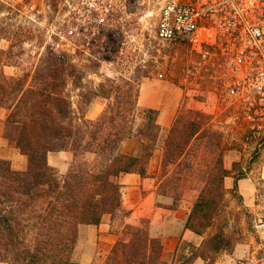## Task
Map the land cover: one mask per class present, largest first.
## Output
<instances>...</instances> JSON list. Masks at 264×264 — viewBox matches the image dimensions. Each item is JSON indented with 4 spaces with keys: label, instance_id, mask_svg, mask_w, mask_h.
Returning a JSON list of instances; mask_svg holds the SVG:
<instances>
[{
    "label": "trees",
    "instance_id": "obj_1",
    "mask_svg": "<svg viewBox=\"0 0 264 264\" xmlns=\"http://www.w3.org/2000/svg\"><path fill=\"white\" fill-rule=\"evenodd\" d=\"M113 34L107 33L108 40L120 46L122 39ZM0 35L10 42L0 46V107L9 109L4 135L28 159L24 171L0 159V262L78 264L79 226L98 225L104 214H128L121 208L118 177L147 175L162 130L159 110L140 107L136 123L140 76L106 78L79 92L84 108L95 96L109 100L97 118L88 119L80 105L73 107L69 87L82 89L84 74L68 53L46 46L31 71L6 75L4 67L17 65L14 39L21 42L29 32L1 28ZM211 125L203 111L179 108L164 136L160 165V193L175 203L184 192L196 193L186 227L200 235L207 232L202 243L183 241L165 259L161 240L151 236L143 220L125 226L128 238L116 241L103 264H192L197 257L211 260L232 248L221 214L229 170L223 165L219 131ZM126 138L142 142L140 156L120 151ZM62 150L72 152L73 160L61 180L48 154Z\"/></svg>",
    "mask_w": 264,
    "mask_h": 264
},
{
    "label": "rangeland",
    "instance_id": "obj_2",
    "mask_svg": "<svg viewBox=\"0 0 264 264\" xmlns=\"http://www.w3.org/2000/svg\"><path fill=\"white\" fill-rule=\"evenodd\" d=\"M169 1L174 0H0V29L29 32V38L21 42L11 39L16 42L17 65L4 67V73L22 76L31 71L46 46H52L68 53L84 74V87L70 86L69 92L73 107L78 110L80 105L85 115L89 106H82L80 91L97 86L106 78L137 76L139 93L145 87L146 97L160 91L168 101L178 102L177 110L191 108L209 115L212 129L219 131V141L224 145L223 165L229 170L223 182L221 214L226 218L225 229L232 238V248L213 255L205 264L221 259L225 264H264V244L253 226L264 180V121L253 125L242 104L225 94L226 83L231 79L219 48L204 45L203 50L208 53L203 57L199 46L190 40L164 42L155 37L158 13ZM108 32L122 39L120 46L108 40ZM9 44L0 35V46L6 48ZM113 46L118 51L111 52ZM106 55L112 61L104 60ZM137 106L136 123L141 120L138 100ZM8 112L6 106L0 107V159L7 160L13 169L24 171L27 156L4 135ZM48 162L62 180L67 172L61 173L54 166L53 154L48 156ZM240 179H244L242 185ZM192 196L196 198L194 191L184 192L177 202ZM121 238L128 236L123 234ZM76 254L74 251L77 260Z\"/></svg>",
    "mask_w": 264,
    "mask_h": 264
},
{
    "label": "crops",
    "instance_id": "obj_3",
    "mask_svg": "<svg viewBox=\"0 0 264 264\" xmlns=\"http://www.w3.org/2000/svg\"><path fill=\"white\" fill-rule=\"evenodd\" d=\"M144 90L145 87H142L138 104L142 107L159 110L157 122L162 129L157 147L147 166V175L141 176L138 173L119 175L118 182L121 184L122 191L121 208L124 212H128L127 215L104 214L98 225L82 224L79 226L78 242L75 248L78 264H103L116 241L124 234L125 226L138 225L143 220L148 221L151 236L161 240L165 259H168L181 242H191L199 246L205 237L186 227L195 196L175 203L172 196L164 195L159 191L162 180L160 165L163 139L174 120L178 102L168 101L166 95L160 91L146 97ZM107 101L108 99L101 96L94 98L85 116L88 119L97 118ZM120 151L127 155L140 156L142 142L136 138H126L120 145ZM50 154H53L56 159L54 166L61 173H66L73 159L72 152L67 150L50 152L49 158ZM243 180H239V185H242ZM228 256L230 255L225 257ZM226 261L229 260L226 259ZM192 264H205V261L197 257ZM215 264L225 263L221 259V261L217 260Z\"/></svg>",
    "mask_w": 264,
    "mask_h": 264
},
{
    "label": "built area",
    "instance_id": "obj_4",
    "mask_svg": "<svg viewBox=\"0 0 264 264\" xmlns=\"http://www.w3.org/2000/svg\"><path fill=\"white\" fill-rule=\"evenodd\" d=\"M155 37L190 40L203 57L204 45L219 48L231 79L225 94L242 104L253 125L264 121V0L169 1L158 13ZM253 226L264 244V180Z\"/></svg>",
    "mask_w": 264,
    "mask_h": 264
}]
</instances>
